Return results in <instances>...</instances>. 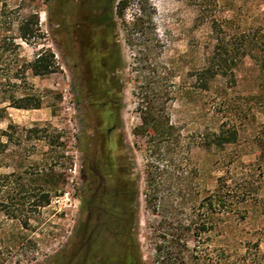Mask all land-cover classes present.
I'll use <instances>...</instances> for the list:
<instances>
[{"label":"rangeland","instance_id":"374dc122","mask_svg":"<svg viewBox=\"0 0 264 264\" xmlns=\"http://www.w3.org/2000/svg\"><path fill=\"white\" fill-rule=\"evenodd\" d=\"M118 1L0 0V195L16 209L11 219L0 213V264H53L62 250L56 264L82 259L92 232L84 223L102 206L87 201L89 191L110 193L107 202L123 206L150 264L149 225L157 217L143 194L147 138L133 133L141 101L168 113L184 146L179 152L172 145L159 161L156 195L166 213L176 212L180 188H213L226 167L237 172L254 163L257 197L223 218L222 241L258 242L264 264V0H207L202 11L193 0H129L121 16ZM34 13L35 35L23 40L18 26ZM134 13L142 15L141 28L131 25ZM212 15L232 36L237 67L205 91L193 83L212 49ZM43 50L53 54V72L12 76ZM22 97L38 107L11 104ZM225 120L239 129L236 143L211 151L196 144ZM44 194L48 203L36 206Z\"/></svg>","mask_w":264,"mask_h":264},{"label":"trees","instance_id":"16d2710c","mask_svg":"<svg viewBox=\"0 0 264 264\" xmlns=\"http://www.w3.org/2000/svg\"><path fill=\"white\" fill-rule=\"evenodd\" d=\"M193 2L199 11L208 4L207 0H193ZM128 3L129 0L117 2L116 11L119 16ZM112 9L110 6L111 14ZM141 18L140 13L133 14L131 25L134 29L140 27ZM37 23L36 13L22 21L18 26V37L26 40L27 36L35 35L36 29H32L29 25H37ZM210 25L212 49L203 64L195 69L193 83L195 88L205 91L210 89L216 77L232 74L237 67L231 55L232 36L222 29V24L214 15L210 17ZM242 52V55H246L244 49ZM52 58V53L43 50L24 65H16L12 68L11 74L15 78L24 76L27 70L33 75L49 74L56 68ZM232 82L235 83V80L233 79ZM260 98L264 100V84ZM11 100V104L17 108H36L39 105L38 101H32L27 97L20 98V103L13 98ZM1 112L0 110V120L3 117ZM139 119L140 123L133 129V133L147 138L143 155L145 173L143 194L150 214L157 217L155 220L157 224L149 225L150 244L153 250L150 264H258L259 243L245 241L238 246L237 243L223 242L226 235L221 224L223 218L239 210V204L257 197L254 163H243L237 172L231 171L230 166L226 167L215 177L213 188L200 189L196 183L190 185L189 191L180 188L177 194L178 201L172 203L173 206H177L176 212L166 213L163 209V200L156 195L157 179L161 174L159 161L166 157L172 145L177 146L179 152H182L184 146L178 141L179 133L178 135L173 133L174 126L168 113L158 108L156 103L141 101ZM235 125L232 121H221L217 127L207 129L205 138L197 141L196 144L207 151L222 150L225 146L238 141L239 129ZM31 131H37V128L27 129V132ZM2 147L3 143L0 140V152ZM88 172L87 170L83 172L85 182L88 179ZM132 186V200L136 203L137 190L134 185ZM86 197L87 201L92 203L99 199L102 206L98 210L93 209L96 219L90 221L88 218L84 223L90 228V232L92 230L91 237L83 257L85 260L79 259L75 264H144L135 231L136 223L134 221L129 225L125 223L123 206L115 208L110 205L107 202L110 200V193L89 191ZM48 201V195L44 194L35 205L44 206ZM14 205L11 197L0 195V213L3 212L7 218H13L16 210ZM132 212L135 216V207L132 208ZM23 226L26 227L27 223L24 222ZM62 252L63 250L56 255L53 264H56Z\"/></svg>","mask_w":264,"mask_h":264}]
</instances>
